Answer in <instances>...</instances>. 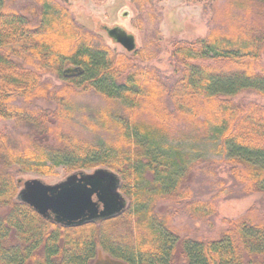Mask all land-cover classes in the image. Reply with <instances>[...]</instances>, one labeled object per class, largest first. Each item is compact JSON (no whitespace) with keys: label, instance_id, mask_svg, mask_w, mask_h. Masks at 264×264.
Masks as SVG:
<instances>
[{"label":"trees","instance_id":"trees-1","mask_svg":"<svg viewBox=\"0 0 264 264\" xmlns=\"http://www.w3.org/2000/svg\"><path fill=\"white\" fill-rule=\"evenodd\" d=\"M40 1L31 25L0 0V120L27 129L16 144L0 128V264H91L101 256L124 264H264V219L224 218L218 237L192 238L155 211L169 199L193 217L214 212L186 187L189 149L210 139L246 190L264 192V104L234 100L243 91L264 95V0H228L225 30L173 41L179 76L170 85L77 26L66 7ZM66 66L80 71L63 73ZM44 73L56 74L63 92L42 82ZM73 88L108 103L96 125L111 133L93 139L54 124L66 118L62 94ZM39 98L55 109L15 103ZM58 166L114 171L128 205L110 218L64 226L16 199V174L48 176Z\"/></svg>","mask_w":264,"mask_h":264},{"label":"rangeland","instance_id":"rangeland-1","mask_svg":"<svg viewBox=\"0 0 264 264\" xmlns=\"http://www.w3.org/2000/svg\"><path fill=\"white\" fill-rule=\"evenodd\" d=\"M50 1L66 7L73 22L90 32L98 41L109 45L115 53L126 55L138 66L154 70L168 85L179 76L169 56L173 41H194L205 37L211 29L227 28L225 6L228 0H146L142 4L134 0ZM5 2L9 8L17 10L29 24L34 25L38 22L42 10L40 0ZM123 12H126V15H122ZM115 25L134 35L136 43L134 51L127 52L108 37L103 28ZM261 61L260 66L264 67V55ZM41 80L49 83L50 88L61 92L63 90L60 89L66 86L54 73H44ZM68 91L62 94L66 97L65 109L68 111L66 118L54 124L69 133L93 139L98 138L100 134L105 136L106 133H111L101 130L96 125L97 117L101 116V111L108 106L101 96L91 90L73 88L69 94ZM234 100L264 104V95L243 91ZM15 103L29 106L27 108L41 106L55 109V101L40 98L32 101L31 106L24 104L21 99H17ZM166 103L170 109L173 108L168 98ZM0 128L16 144H21L20 135L27 130L11 120L1 121ZM193 146L189 149L193 166L186 187L194 200L212 203L214 212L205 218L193 217L183 203L161 199L155 206L156 213L168 216L171 226L177 233L187 234L192 238L218 237L225 228L224 218L249 216L254 220L264 219V192L246 190L244 184L235 179L218 144L210 139ZM71 172L73 171L58 166L48 176L19 172L15 177L21 180L41 178L47 183H56ZM19 188L20 185L17 192ZM112 262L111 259L101 256L91 264Z\"/></svg>","mask_w":264,"mask_h":264},{"label":"water","instance_id":"water-1","mask_svg":"<svg viewBox=\"0 0 264 264\" xmlns=\"http://www.w3.org/2000/svg\"><path fill=\"white\" fill-rule=\"evenodd\" d=\"M122 15H126L123 12ZM108 37L127 52L136 49L134 35L115 25L103 28ZM77 67H66L63 73H79ZM20 188L16 199L29 205L38 215L51 216L64 226H78L113 217L127 206L120 191L118 175L105 167L90 171L77 170L56 183L41 178L17 179ZM110 264H124L119 261Z\"/></svg>","mask_w":264,"mask_h":264}]
</instances>
